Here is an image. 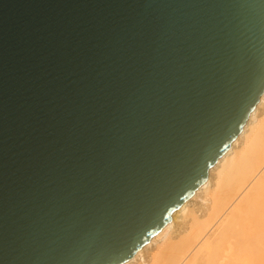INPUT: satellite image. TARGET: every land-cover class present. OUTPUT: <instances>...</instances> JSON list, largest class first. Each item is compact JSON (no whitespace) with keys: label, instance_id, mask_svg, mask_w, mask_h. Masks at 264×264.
Segmentation results:
<instances>
[{"label":"water","instance_id":"1","mask_svg":"<svg viewBox=\"0 0 264 264\" xmlns=\"http://www.w3.org/2000/svg\"><path fill=\"white\" fill-rule=\"evenodd\" d=\"M264 90V0H0V264H121Z\"/></svg>","mask_w":264,"mask_h":264},{"label":"bare ground","instance_id":"2","mask_svg":"<svg viewBox=\"0 0 264 264\" xmlns=\"http://www.w3.org/2000/svg\"><path fill=\"white\" fill-rule=\"evenodd\" d=\"M175 224L183 229L172 238ZM200 251L203 264H264V90L205 181L121 264H193Z\"/></svg>","mask_w":264,"mask_h":264},{"label":"rangeland","instance_id":"3","mask_svg":"<svg viewBox=\"0 0 264 264\" xmlns=\"http://www.w3.org/2000/svg\"><path fill=\"white\" fill-rule=\"evenodd\" d=\"M190 206L194 209V211L198 215H201L205 211L204 206L198 200L191 201ZM185 223H187V222H185ZM182 229H183L182 224H175L173 226V229H172L171 237L172 238H176L175 236L180 234L182 232ZM195 257L196 258L194 259L193 264H203V261L205 260V252L204 251H200V252L195 254ZM148 259L146 260L147 264L150 263V261H148Z\"/></svg>","mask_w":264,"mask_h":264}]
</instances>
